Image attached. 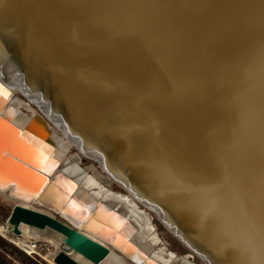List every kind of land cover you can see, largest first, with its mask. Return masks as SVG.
<instances>
[{
	"label": "water",
	"instance_id": "1",
	"mask_svg": "<svg viewBox=\"0 0 264 264\" xmlns=\"http://www.w3.org/2000/svg\"><path fill=\"white\" fill-rule=\"evenodd\" d=\"M0 93L15 235L46 230L91 264H162L63 171L55 135L204 264H264V0H0Z\"/></svg>",
	"mask_w": 264,
	"mask_h": 264
},
{
	"label": "rangeland",
	"instance_id": "2",
	"mask_svg": "<svg viewBox=\"0 0 264 264\" xmlns=\"http://www.w3.org/2000/svg\"><path fill=\"white\" fill-rule=\"evenodd\" d=\"M14 95L22 100L25 104L30 105V107L35 108L34 105L29 103V101L22 96L19 92L15 91ZM16 99V98H15ZM21 108L26 110L25 105H21ZM34 110V109H33ZM75 152V149L71 147L66 156H71ZM81 156L80 166L82 168L88 167L89 173L95 169L99 174L105 175V173L100 169L97 163L87 157ZM104 184V183H103ZM108 189L120 193H126V191L115 181L110 179L109 183L104 184ZM23 205H29V203L21 201ZM33 207L40 208L36 203H30ZM12 204L6 202L0 196V226H2L10 213ZM38 206V207H37ZM42 208V207H41ZM40 208V209H41ZM147 211V210H146ZM148 216L150 217V221L154 226V232L159 235L160 243L157 246H163L166 252H172L176 255L174 257L175 264L187 263V264H203L202 260L193 255L192 252L186 248L168 229L167 227L156 217L153 212L148 211ZM4 225L10 226V224L5 223ZM21 234L26 239L29 244V248H21L17 244L11 242L10 240L4 238L6 245L0 246V264H53L52 257L56 251L59 249L65 250L68 254L74 257L82 264H91L89 261L82 258L80 255L76 254L72 250H70L61 240H57L56 238H52L49 236L48 231L38 230L33 227H29L27 225L21 224L20 226ZM2 237V236H1ZM39 246L41 248L40 255L39 254H27L24 250L33 252L35 250V246ZM186 254H190L189 258H185ZM113 258H116L113 256ZM180 260H177V259ZM184 258V259H183ZM183 259V260H182ZM187 259V260H186ZM186 260V261H185ZM123 264V262H122Z\"/></svg>",
	"mask_w": 264,
	"mask_h": 264
},
{
	"label": "bare ground",
	"instance_id": "3",
	"mask_svg": "<svg viewBox=\"0 0 264 264\" xmlns=\"http://www.w3.org/2000/svg\"><path fill=\"white\" fill-rule=\"evenodd\" d=\"M15 101L17 105H25L26 110H31L32 112H34L30 105L25 104L19 98H16ZM53 139V150L57 160H59L60 162L62 161L63 171L66 172L68 176L72 177L74 181H76V185L79 186V190L83 191V193H85L90 199H106L111 205H113L114 207H118L125 215L130 216L138 225L134 238L142 247V251L146 254L149 253L162 264H175L174 253L166 252L163 246L156 247L160 239L158 237L159 235L154 232V226L150 221V217L144 218L143 216H141L138 212L137 206L133 202L128 200V196L123 195V197H120L119 192L108 189L104 185V175L99 174L95 169L92 171V173H89L88 167L82 168L79 163L80 161L75 157L76 154H73L69 157L66 156V151L70 147V142L67 139L62 138V140H60L55 137V135H53ZM17 201L20 203L21 201L27 203L31 202L29 201V199H18ZM3 225L0 226V234L3 237L17 244L21 248H29V244L21 233L20 235H15L14 233H12L10 226ZM113 256L116 258H113ZM190 256V254H186L185 258H189ZM122 262L123 261L119 257L112 254L108 256L102 262V264H122ZM123 264L125 263L123 262Z\"/></svg>",
	"mask_w": 264,
	"mask_h": 264
},
{
	"label": "built area",
	"instance_id": "4",
	"mask_svg": "<svg viewBox=\"0 0 264 264\" xmlns=\"http://www.w3.org/2000/svg\"><path fill=\"white\" fill-rule=\"evenodd\" d=\"M22 250H24L27 254H39L40 255L41 248L39 246H37V244H36L35 250L33 252L27 251L25 249H22Z\"/></svg>",
	"mask_w": 264,
	"mask_h": 264
},
{
	"label": "trees",
	"instance_id": "5",
	"mask_svg": "<svg viewBox=\"0 0 264 264\" xmlns=\"http://www.w3.org/2000/svg\"><path fill=\"white\" fill-rule=\"evenodd\" d=\"M6 245V242L3 237L0 236V246Z\"/></svg>",
	"mask_w": 264,
	"mask_h": 264
},
{
	"label": "snow or ice",
	"instance_id": "6",
	"mask_svg": "<svg viewBox=\"0 0 264 264\" xmlns=\"http://www.w3.org/2000/svg\"><path fill=\"white\" fill-rule=\"evenodd\" d=\"M0 94H4V95H6V93H0Z\"/></svg>",
	"mask_w": 264,
	"mask_h": 264
},
{
	"label": "flooded vegetation",
	"instance_id": "7",
	"mask_svg": "<svg viewBox=\"0 0 264 264\" xmlns=\"http://www.w3.org/2000/svg\"><path fill=\"white\" fill-rule=\"evenodd\" d=\"M3 226H5V225H3ZM7 226V225H6Z\"/></svg>",
	"mask_w": 264,
	"mask_h": 264
}]
</instances>
